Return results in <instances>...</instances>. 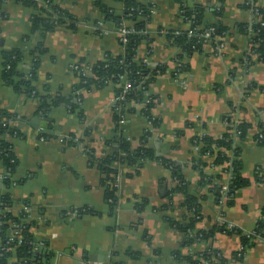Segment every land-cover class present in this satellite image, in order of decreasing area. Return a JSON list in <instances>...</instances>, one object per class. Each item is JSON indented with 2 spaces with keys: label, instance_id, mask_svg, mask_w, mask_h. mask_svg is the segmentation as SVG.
<instances>
[{
  "label": "crops",
  "instance_id": "obj_1",
  "mask_svg": "<svg viewBox=\"0 0 264 264\" xmlns=\"http://www.w3.org/2000/svg\"><path fill=\"white\" fill-rule=\"evenodd\" d=\"M246 1L183 0L203 6L204 22L219 20L226 33L218 42L220 46L214 41L204 42L199 50L182 59L179 69L173 61L179 49L166 35L178 34L188 24L174 0H148L153 12L146 32L152 41L143 42L135 56V61L148 69L166 66L165 73L148 90L155 98L151 114L158 124L153 128L141 114L142 107L132 105L135 113L125 115L121 133L133 151L148 131L147 146L155 156L181 168L188 193L199 202L200 218L193 232L207 231L215 225L251 232L264 206V144L254 139L257 124L264 120V92L258 89L264 86V64L250 51L248 38L235 30L237 24L251 21ZM54 2L73 15L75 29L60 26L45 36L46 53L40 56L34 87L43 94L68 98L77 82L72 64L92 65L106 54H124L116 26L101 21L99 5L115 11L122 6L115 0ZM1 12L0 111L16 117L12 126L21 136L9 142L17 159L13 179L22 182L6 188L0 162V196L8 194V212L14 217L24 216L30 225L36 252L30 264H189L176 260L175 254L195 257L206 247L217 251L227 264H264V240H257L242 254L240 236L236 234L219 232L206 244H187L188 236L167 219L181 221L188 215L183 207L184 196H169L174 183L159 161H148L140 169L116 165L120 179L115 206L110 209L101 183L103 177L90 165L84 149L92 150L98 159L112 153L108 143L115 137L112 109L118 87L109 83L81 91V118L64 105L50 109L48 121L36 115L37 99L15 93L1 80L2 52L23 51L18 70L25 73L30 67L28 53L41 41L38 34L30 33L35 10L19 0H4ZM120 85L123 87V83ZM238 122L251 126L244 139L235 141L241 174L248 185L237 190L227 206L208 186L199 185L200 172L192 167L197 158L193 139L204 134L220 138ZM38 128L50 131L55 138L72 136L79 145L61 144L55 138L40 143ZM201 161L203 174L214 178L221 174L212 157H202ZM226 181L224 174L213 183L223 187ZM85 208L95 214L79 215L78 210ZM13 263L14 259H9L8 264Z\"/></svg>",
  "mask_w": 264,
  "mask_h": 264
},
{
  "label": "trees",
  "instance_id": "obj_2",
  "mask_svg": "<svg viewBox=\"0 0 264 264\" xmlns=\"http://www.w3.org/2000/svg\"><path fill=\"white\" fill-rule=\"evenodd\" d=\"M19 1L35 10V14L30 18V33L38 34L41 41L35 49L28 53L31 57V64L25 73L18 70V64L23 59V51L14 49L2 52L1 80L3 84L11 87L15 93L37 99L38 108L36 115L47 117L50 109L64 105L69 112H78V116L81 118L82 115L79 111L81 102L79 93L81 91H89L91 88H103L110 83L118 87L115 89V96H118L123 92V87L120 84L129 85V89L125 92V100L116 102L113 105L115 137L108 143L112 153L103 159H98L94 157L92 150L84 149L90 165L96 167L103 177L101 183L106 189V200H111V203H108L110 209L115 206L116 202L115 189L111 188L110 182H112L113 177L118 172L117 164L140 169L148 161H159L161 165L169 170L171 181L174 183V186L168 191L169 196L172 194H182L184 196L183 207L188 215L181 221H176L169 217L167 219L175 229L188 236L187 244H193L197 241L206 244L219 232L228 235L236 234L240 236L241 250L239 253L242 254L245 249L253 247L257 240H264V206L251 232H243L235 227L228 229L219 225H215L207 231L193 232L195 223L200 218L199 202L197 198L188 193V183L182 174L181 168L168 160L155 156L153 150L147 146V140L151 134L148 131L142 135L140 146L133 151L130 150L129 141L121 133L120 122L125 120L126 114L135 113V108H132V105H140L142 107L141 114L148 121H151L153 128L158 124V120L154 119L151 114L155 98L148 94V90L150 84L159 75L165 73L166 66L161 65L154 69H148L145 65L135 61L139 46L143 42L152 41L146 32L147 25L151 20L150 11L152 9L148 0H115L122 6L120 11L99 5L102 12V22L113 23L117 31L121 27L128 29V33L125 35L126 43L121 44L120 42L124 48V54L121 56L106 54L101 61L95 64H85L89 70L88 76L74 72L77 82L72 88V95L68 98L60 95L51 96L40 93L34 87V83L37 80L40 56L46 53V48L43 45L45 36L60 26L74 30L76 22L73 15L55 4L54 0ZM174 1L179 5L181 16L185 23L188 24V28L178 34L169 33L166 35L173 46L179 49V53L173 58V61L177 63L178 67L180 66V69L182 67V59L189 57L204 44L196 37H188L187 32L189 30L197 33L212 27L214 28L213 36L222 37L226 33V27L222 26L219 20L212 24L205 23V9L203 6H192L188 2H183V0ZM260 1L253 0V4L255 5ZM3 2L4 0H0V17L2 16L1 5ZM248 7L249 5H245V8ZM254 8H257L258 20H254L252 25H249V23L237 24L235 30L248 38L250 51L257 56L260 63L264 64V2L261 6H255ZM124 22L130 23V25L124 26ZM251 87L257 88L255 85ZM258 89L264 92V86ZM15 119L16 117L12 114L0 111V162L5 170L2 181L6 188H10L12 184L22 182V180L16 181L13 179L17 167V159L12 151L9 139L21 136L20 132L12 126ZM250 128L249 124L238 122L233 123V127L220 138L204 134L193 139V147L197 148V158L192 161V167L200 172L199 185L208 186L209 190L217 197V200L219 202L223 200V204L227 206L232 204L236 191L248 185L247 179L241 174L239 149L235 146V141L237 138L244 139ZM257 130L258 132L254 139L258 144H264V120L257 124ZM41 135L45 138L53 137L50 131H43ZM66 145L75 144L66 142ZM206 156L212 157L213 164L220 167L221 174L216 176V178L207 176L202 172L203 162L201 159ZM224 174L228 175L225 196L221 191L222 186L213 183L215 179L220 180ZM9 206V195L0 196V264H8L9 259L12 258L14 259L13 264H30L31 258L36 255L32 243L30 225L24 221V216L14 217L8 210H4ZM78 214H95V212L92 209L85 208L78 210ZM13 229L19 230L20 242L17 239L8 242L9 233ZM175 258L176 260H184L189 264H227V260L210 247H206L195 257H180L175 254Z\"/></svg>",
  "mask_w": 264,
  "mask_h": 264
},
{
  "label": "built area",
  "instance_id": "obj_3",
  "mask_svg": "<svg viewBox=\"0 0 264 264\" xmlns=\"http://www.w3.org/2000/svg\"><path fill=\"white\" fill-rule=\"evenodd\" d=\"M263 2H264V0H261L260 2H258L257 4L254 5L253 4V0H247L246 1L245 5H249V7L247 9L251 12V21L248 22L249 25H252L254 20H258V11H257V8H254V7L255 6H261L263 4ZM152 12H153V8L151 9L150 13L152 14ZM127 33H128V29L125 28V27H121L117 31V36H118L119 42H121V44H125L126 43L125 35ZM187 35H188V37H191V36L196 37V38L200 39L202 42L214 41L216 44H218L219 40H221V37H219V36H215L214 37L213 36L214 35V28H212V27L208 28L205 31L197 32V33L193 32L192 30H189L187 32ZM70 68H71V71H73V73L74 72H78V73L82 74L83 76H88L89 75V70L85 66L84 63L77 62L75 64H72L70 66ZM128 89H129V85L128 84H124L123 85V90H122L123 92L120 95L115 96L113 103L115 104L116 102H123L125 100V92ZM123 122H124V120H122L120 123L123 124ZM42 132H43V130L38 128V134H39L38 140H39L40 143H43L46 140H49L51 138H55L54 136L45 138V137H43L41 135ZM55 139L61 144H66V142H72L75 145H79V140L78 139L71 138L69 136H67V137H56ZM194 150L196 151L197 148H194ZM227 177H228V175H227ZM119 179H120L119 173H117L113 177L112 182H110L111 188L117 190V187L119 185ZM221 191L223 192V194L225 196V193L227 192V185L223 186ZM108 203H111V200H108ZM4 210L7 211L8 209L5 208ZM227 228L230 229V228H232V226H228ZM16 239L20 242L21 241V236L19 234V230L18 229H13L9 233L8 242H11V241L16 240Z\"/></svg>",
  "mask_w": 264,
  "mask_h": 264
},
{
  "label": "water",
  "instance_id": "obj_4",
  "mask_svg": "<svg viewBox=\"0 0 264 264\" xmlns=\"http://www.w3.org/2000/svg\"><path fill=\"white\" fill-rule=\"evenodd\" d=\"M48 119H49V116H47V119H46V121H48Z\"/></svg>",
  "mask_w": 264,
  "mask_h": 264
}]
</instances>
